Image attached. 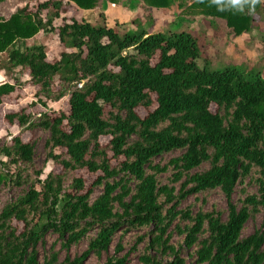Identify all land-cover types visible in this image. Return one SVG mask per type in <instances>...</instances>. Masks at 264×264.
<instances>
[{
  "label": "trees",
  "instance_id": "16d2710c",
  "mask_svg": "<svg viewBox=\"0 0 264 264\" xmlns=\"http://www.w3.org/2000/svg\"><path fill=\"white\" fill-rule=\"evenodd\" d=\"M99 1L67 4L93 10ZM131 1L197 9L196 15L223 20L237 36L251 32L254 16L264 11L262 2L254 12H236L211 0ZM62 5L44 0L0 19V55L28 69L44 92L57 80L70 89L69 110L42 102L39 123L24 109L5 116L10 125L49 133L48 159L62 171L44 176L34 144L19 136L1 149L7 160L1 162L0 194L14 187L20 195L0 208V264H40L38 248L50 234L66 251L86 241L88 249L63 262L51 253L44 264H84L132 232H144L134 248L140 264H187L183 248L197 264H264V77L239 66L200 67L198 40L188 32L120 35L76 18L55 25ZM41 32L57 35L68 51L49 61L43 45L25 44ZM17 91L0 85V107ZM139 108L149 111L145 118ZM103 137H110L107 145ZM83 170L97 175L89 190L77 177ZM97 187L102 193L96 197ZM217 190L227 200L226 217L215 208L180 209L190 196ZM259 215L260 228L243 238L248 221ZM123 251L118 243L104 264H128L130 254L120 256Z\"/></svg>",
  "mask_w": 264,
  "mask_h": 264
},
{
  "label": "rangeland",
  "instance_id": "374dc122",
  "mask_svg": "<svg viewBox=\"0 0 264 264\" xmlns=\"http://www.w3.org/2000/svg\"><path fill=\"white\" fill-rule=\"evenodd\" d=\"M44 0H4L0 4V19H9L18 10L30 5H38ZM63 12L61 18L55 20V25L62 23L63 19L76 18L79 21L90 23L94 26H108L120 35L126 33H138L146 31L147 33L164 32L167 34L188 32L197 38L201 54L198 59L200 67L208 66L211 69H222L226 66H239L241 69L260 74L264 77V11L256 14L254 21V29L242 36H237L233 30L229 29L226 23L221 19L207 17L204 15H196L197 9H184V7L174 6L170 9H157L146 4H137L130 0H120L117 4L106 3V0H100L98 6L93 10H81L69 6V0H61ZM264 9V0H262ZM35 9V8H33ZM27 46L43 45L46 48L48 60L55 61L60 59L63 52L68 51L60 42L59 37L52 33L41 32L36 37L25 42ZM4 83L13 84L18 87V94L12 98H7L5 103L0 107V168L1 162H6L5 156L1 154V149L12 144V139L16 136L21 137L25 143H32L35 146V160L39 168H44V176L54 170L60 173L62 169L48 159V149L46 142L50 137L49 133L41 131L39 128H22L17 123L10 125L5 120L7 114L18 112L22 109L26 114H31L36 123H39L38 115L45 108L42 102L47 104L50 110L59 111L69 110L70 89L62 86L57 80V84L48 92L42 91L37 87L30 76V72L26 68L12 66L8 62V55H0V85ZM59 93L65 96L55 101ZM43 100V101H42ZM154 109V108H153ZM216 109L212 107V111ZM152 110V109H151ZM150 110V111H151ZM137 113L145 118L149 113L144 108H139ZM110 137L101 138V143L107 145ZM179 152L172 153L164 157L167 161ZM162 159L158 158L156 162ZM116 164V161H113ZM77 177L84 179L87 190L93 187L97 179V175L88 173L86 170L79 171ZM254 185H250L249 191H256ZM240 187L234 195V202L238 201L240 195ZM95 196L102 193V188H94ZM20 195V190L14 187L6 188L0 194V208L14 201ZM192 208L197 213L199 210L211 211L216 209L221 212L224 217L227 215L228 204L225 196L220 191L208 192L199 195L190 196L180 206V209ZM262 216L251 219L246 224L242 237L246 238L254 234L261 226ZM144 232H132L125 237L118 238L109 252L103 253L99 258L91 255L84 264H104L109 257L115 255V248L118 243L124 247V254H130L128 264H140L139 253L135 250L137 244V234ZM174 244L180 242L176 233L173 234ZM143 248V245L140 246ZM88 249V241L78 246L72 247L66 251L62 243L56 235L50 234L45 241L40 244L39 261L44 264L45 259L51 253H58L60 262L66 258L71 260L80 257ZM183 255L187 259V264H197L190 256V252L183 248Z\"/></svg>",
  "mask_w": 264,
  "mask_h": 264
},
{
  "label": "clouds",
  "instance_id": "9594fccd",
  "mask_svg": "<svg viewBox=\"0 0 264 264\" xmlns=\"http://www.w3.org/2000/svg\"><path fill=\"white\" fill-rule=\"evenodd\" d=\"M262 0H211V3L220 8V10L243 12L245 10L249 12H254L257 5H259Z\"/></svg>",
  "mask_w": 264,
  "mask_h": 264
}]
</instances>
